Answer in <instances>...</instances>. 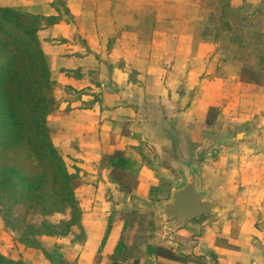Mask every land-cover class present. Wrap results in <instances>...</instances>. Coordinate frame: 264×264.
Segmentation results:
<instances>
[{
	"label": "crops",
	"instance_id": "1",
	"mask_svg": "<svg viewBox=\"0 0 264 264\" xmlns=\"http://www.w3.org/2000/svg\"><path fill=\"white\" fill-rule=\"evenodd\" d=\"M149 1L0 0L1 7L62 18L38 36L57 86V109L48 118L53 144L67 167L75 166L72 173L78 170L87 181L76 190L85 239H48L62 241L70 263L96 264L111 226L98 264H113L125 222L110 224L108 192L146 196L159 179L174 174L185 183L197 177L214 213L199 221L173 219L180 223L174 237L156 245L186 261L149 256V245L134 257L125 243L124 264H264V86L242 83L245 62H219L209 55L218 46L197 43L193 28H162L159 13L149 27L143 8ZM132 5L142 6L135 18ZM230 6L250 11L244 18L250 28L256 19L264 24V0H231ZM251 31L246 36L255 39L251 49L260 55L264 26ZM221 64L233 71L219 72ZM211 107L220 111L215 125L206 123ZM117 151L137 172L139 185L131 194L119 191L103 167V157Z\"/></svg>",
	"mask_w": 264,
	"mask_h": 264
},
{
	"label": "trees",
	"instance_id": "2",
	"mask_svg": "<svg viewBox=\"0 0 264 264\" xmlns=\"http://www.w3.org/2000/svg\"><path fill=\"white\" fill-rule=\"evenodd\" d=\"M212 1L210 5H215L216 12L220 5L223 6L219 31L232 32L226 19L231 0ZM61 19L60 16L33 15L25 7L0 6V215L8 228L20 234L19 242L26 249L42 251L51 264L71 263L62 253L48 251L42 238L74 236L73 242L85 239L83 208L76 195L81 178L69 172L53 144L48 126V118L55 112L57 101L55 84L38 36L43 28H50ZM210 31L214 29L206 26L203 36ZM232 42L243 46L237 39ZM250 46V43L244 44L245 49ZM251 55L261 60L255 52ZM242 61L245 64L240 70L241 82L264 86V70L255 68L246 59ZM219 116V109L211 107L207 125H215ZM103 167L110 170L111 182L122 193L131 194L138 187L136 172L124 152L105 155ZM31 216H38L40 223H32ZM57 216L62 218L53 221ZM128 225L125 222L124 229ZM110 229L111 226L103 238L96 264L100 263V253ZM126 249L121 239L113 264L125 263L120 257ZM147 252L149 256L186 261L185 257L165 247L149 245ZM140 263V259L132 262ZM0 264L27 263L0 252Z\"/></svg>",
	"mask_w": 264,
	"mask_h": 264
},
{
	"label": "rangeland",
	"instance_id": "3",
	"mask_svg": "<svg viewBox=\"0 0 264 264\" xmlns=\"http://www.w3.org/2000/svg\"><path fill=\"white\" fill-rule=\"evenodd\" d=\"M211 2L213 1L198 0V2L195 3V0H151L149 1V4L144 5L143 8H145L144 10H147V13L150 14L151 20L148 22L149 27L156 26L158 19L153 21L152 18L153 14L155 16V14L159 13L164 15V18L159 20L162 28L163 26H165L164 28L166 29L169 28L176 30L179 28L181 31H189L193 28L197 43L202 40L211 45H217L218 48L216 52L214 53L212 49L209 55L213 54L215 59L219 62L228 60L232 64H236L237 61L246 59V61H250L251 65L253 64L256 66L258 65L259 67H264V49H262L260 55L259 52L256 53V55H259L262 59V61H258L255 56L251 55V52H253L251 46L248 49L244 48V44H251V42L253 43V41H255L254 38L248 37L246 34L253 32L251 31L253 29L258 31L263 30L264 24L262 21L256 19V24L254 22V25L250 28L249 23L244 21V18L246 17L245 14H250V11L243 9L242 11L237 12L230 6L226 13V19L233 25V31L226 34L222 33L219 31V19L222 14L223 6L220 5L219 10L216 12L215 5H210ZM141 7L142 6L139 5L129 6V14L133 16L132 18L136 17V12H139ZM259 18H261V14L259 15ZM206 26H210L214 31H210L207 35L203 36ZM237 34L243 36L238 37ZM232 39L239 40L242 42L243 46L238 45L236 42H232ZM229 41L232 43L229 44ZM258 44L261 46L259 48L264 47V41L258 42ZM227 46L229 47L228 50L226 48ZM219 67V72H225L228 70L231 72L233 71L229 69L228 66L222 64ZM56 91L57 86H54V94ZM74 169L75 166L68 167V170L71 173ZM76 173L78 174L79 171L76 170ZM105 176L106 175H104V177ZM102 181L105 185V190H107L109 187L107 186L106 180L103 179ZM83 183L87 184V181L81 179V183L78 187L79 189ZM184 184L185 180L181 181L176 175L172 174L171 179H159V181L156 182V185L151 187L146 196L141 195V192H139L130 198L126 196L115 197L110 193L113 189H109L110 191L104 200L106 199L107 201H110L108 203L112 209H110V224L114 220H121L129 224L124 230L122 239L124 240V243L133 249L132 254L130 253L131 256L136 257L142 255L140 248L146 249L148 245L156 246L158 243H162L163 241L169 240L168 238L174 237L176 226H179L180 223L178 221L164 218L162 214V206L167 202H171L174 189H177L179 185L182 186ZM109 194L111 197H109ZM113 194L115 193L113 192ZM88 205L90 204L88 203ZM114 208L119 209L120 211H116ZM61 218L62 217L57 216L52 218V220L58 221ZM30 220L37 225L41 221L38 216H31ZM163 235H166V237ZM19 238L20 234L8 228L0 215V252L3 255L12 259L23 260L27 264H51L42 251L26 249L19 242ZM41 240L48 251H58L63 254L61 245L62 241H55V239L48 238H42Z\"/></svg>",
	"mask_w": 264,
	"mask_h": 264
},
{
	"label": "water",
	"instance_id": "4",
	"mask_svg": "<svg viewBox=\"0 0 264 264\" xmlns=\"http://www.w3.org/2000/svg\"><path fill=\"white\" fill-rule=\"evenodd\" d=\"M213 213V202L199 190L197 177L174 190L172 201L162 206L164 218L181 222H191Z\"/></svg>",
	"mask_w": 264,
	"mask_h": 264
}]
</instances>
